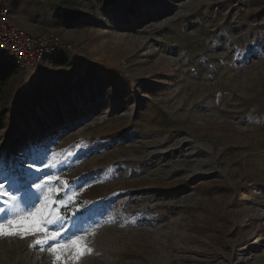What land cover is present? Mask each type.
Instances as JSON below:
<instances>
[{"label":"rangeland","instance_id":"obj_1","mask_svg":"<svg viewBox=\"0 0 264 264\" xmlns=\"http://www.w3.org/2000/svg\"><path fill=\"white\" fill-rule=\"evenodd\" d=\"M47 2L30 24L77 55L1 90L0 164H71L46 171L57 197L81 186L65 227L95 202L93 251L57 262L55 241L30 246L43 234L0 237V264H264V0Z\"/></svg>","mask_w":264,"mask_h":264},{"label":"snow or ice","instance_id":"obj_2","mask_svg":"<svg viewBox=\"0 0 264 264\" xmlns=\"http://www.w3.org/2000/svg\"><path fill=\"white\" fill-rule=\"evenodd\" d=\"M46 158L33 159L32 165H44ZM0 160L7 161L2 149H0ZM59 163H64L66 167L72 166L65 161H60L56 164L36 168L34 172L32 167L29 166L24 173L17 175L14 172L3 170V166L0 164V198L4 200L5 204L4 208H0V213H7V216L11 217L0 219V237L19 236L23 238L27 235L40 233L43 235L41 238L34 240L33 244L30 245L31 247L45 245L48 241H55L56 243L49 248V251L54 254L57 262L61 260L66 251L74 253L71 259L79 260L83 255L90 254L93 251L86 243V235L89 229L80 225L79 221L89 217L94 210L95 202H91L87 207H77L72 214V224L65 227L68 224V218L61 215V212L64 211L66 204H71L75 200L76 188L81 186L77 184L73 187L70 182L64 181L65 194L67 191H71L72 195L67 196V200L57 197L56 194L60 192V189L52 186V182L60 183V180L58 177L49 175L46 168H57ZM74 163L75 161H73ZM21 167H23V162H21ZM41 176L45 179L40 183H35L34 181L40 179ZM33 187L37 190L36 193L30 191ZM33 196L36 199L43 196L39 206L28 203ZM76 203L81 204L84 202L76 201ZM22 205L34 208V210L23 215L17 214L16 209L23 211ZM94 223L98 224L99 221ZM49 228L57 230L49 231ZM77 232L83 234L77 235Z\"/></svg>","mask_w":264,"mask_h":264},{"label":"built area","instance_id":"obj_3","mask_svg":"<svg viewBox=\"0 0 264 264\" xmlns=\"http://www.w3.org/2000/svg\"><path fill=\"white\" fill-rule=\"evenodd\" d=\"M41 2L49 4L47 0ZM76 50V43L56 31H29L17 23L5 0H0V58L6 63L18 70L52 66L58 60L76 56Z\"/></svg>","mask_w":264,"mask_h":264},{"label":"crops","instance_id":"obj_4","mask_svg":"<svg viewBox=\"0 0 264 264\" xmlns=\"http://www.w3.org/2000/svg\"><path fill=\"white\" fill-rule=\"evenodd\" d=\"M39 1L41 2V0H5V4L10 8L17 23L29 31L37 32L30 22L39 20L42 15L39 12Z\"/></svg>","mask_w":264,"mask_h":264},{"label":"trees","instance_id":"obj_5","mask_svg":"<svg viewBox=\"0 0 264 264\" xmlns=\"http://www.w3.org/2000/svg\"><path fill=\"white\" fill-rule=\"evenodd\" d=\"M18 68L12 64L6 63L0 58V93L4 86L9 82V80L18 72ZM0 115V121L2 120Z\"/></svg>","mask_w":264,"mask_h":264}]
</instances>
